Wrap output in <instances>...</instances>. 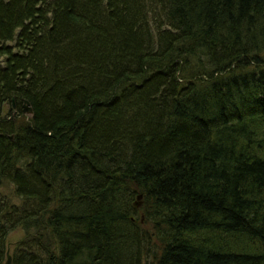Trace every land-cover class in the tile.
Returning <instances> with one entry per match:
<instances>
[{
  "label": "trees",
  "instance_id": "trees-1",
  "mask_svg": "<svg viewBox=\"0 0 264 264\" xmlns=\"http://www.w3.org/2000/svg\"><path fill=\"white\" fill-rule=\"evenodd\" d=\"M16 230L13 264H264V0H0V264Z\"/></svg>",
  "mask_w": 264,
  "mask_h": 264
},
{
  "label": "water",
  "instance_id": "water-1",
  "mask_svg": "<svg viewBox=\"0 0 264 264\" xmlns=\"http://www.w3.org/2000/svg\"><path fill=\"white\" fill-rule=\"evenodd\" d=\"M12 104H13L14 109H16L15 98H12ZM23 112L24 114H27L29 116L33 115V108L31 107L30 102L26 99L24 100V104H23ZM141 198H142V195H139L138 199H141ZM137 205H139V203H137ZM2 264H13V257L10 252V249L7 250L6 260Z\"/></svg>",
  "mask_w": 264,
  "mask_h": 264
},
{
  "label": "rangeland",
  "instance_id": "rangeland-1",
  "mask_svg": "<svg viewBox=\"0 0 264 264\" xmlns=\"http://www.w3.org/2000/svg\"><path fill=\"white\" fill-rule=\"evenodd\" d=\"M9 108V106L7 107ZM18 113V110L16 109V111L12 110V116H15L17 115ZM23 115H27V114H23ZM28 116V115H27ZM140 200V199H138ZM22 236V232L20 230H16V231H13L9 237H8V241H9V247H10V252H13V244L17 242V240H19Z\"/></svg>",
  "mask_w": 264,
  "mask_h": 264
}]
</instances>
